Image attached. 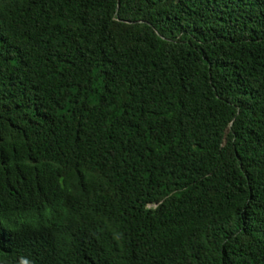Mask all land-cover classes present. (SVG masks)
Returning <instances> with one entry per match:
<instances>
[{"label": "trees", "instance_id": "1", "mask_svg": "<svg viewBox=\"0 0 264 264\" xmlns=\"http://www.w3.org/2000/svg\"><path fill=\"white\" fill-rule=\"evenodd\" d=\"M0 264H264V0H0Z\"/></svg>", "mask_w": 264, "mask_h": 264}]
</instances>
